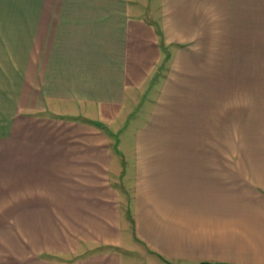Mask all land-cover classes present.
<instances>
[{"label": "crops", "instance_id": "crops-1", "mask_svg": "<svg viewBox=\"0 0 264 264\" xmlns=\"http://www.w3.org/2000/svg\"><path fill=\"white\" fill-rule=\"evenodd\" d=\"M164 42L264 72V0H0V216L34 240L24 264H264L263 164L144 155V98L110 143Z\"/></svg>", "mask_w": 264, "mask_h": 264}, {"label": "rangeland", "instance_id": "rangeland-1", "mask_svg": "<svg viewBox=\"0 0 264 264\" xmlns=\"http://www.w3.org/2000/svg\"><path fill=\"white\" fill-rule=\"evenodd\" d=\"M184 46L161 44L162 55L144 83L143 97L137 96L116 130L106 132L110 143H128L125 128L139 127L144 98V155L157 144H173L182 159L227 158L264 165V72L209 71L204 56L190 50L183 54ZM128 205L127 198L121 200L130 226ZM11 223L12 216H0V264H24L36 255L28 247L34 240L22 242L29 233H13Z\"/></svg>", "mask_w": 264, "mask_h": 264}, {"label": "trees", "instance_id": "trees-1", "mask_svg": "<svg viewBox=\"0 0 264 264\" xmlns=\"http://www.w3.org/2000/svg\"><path fill=\"white\" fill-rule=\"evenodd\" d=\"M199 264H208V263H199Z\"/></svg>", "mask_w": 264, "mask_h": 264}]
</instances>
